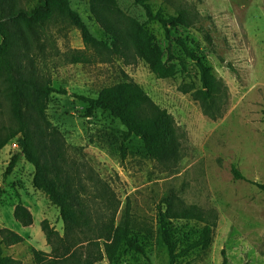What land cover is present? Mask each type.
<instances>
[{
  "label": "rangeland",
  "instance_id": "374dc122",
  "mask_svg": "<svg viewBox=\"0 0 264 264\" xmlns=\"http://www.w3.org/2000/svg\"><path fill=\"white\" fill-rule=\"evenodd\" d=\"M36 1L0 4L4 16H9L10 10L30 9ZM147 1L166 14L181 10L187 24L170 27L166 38L164 27L146 22L134 0H69L91 33L107 42L105 56L86 49L79 30L66 18L53 20L33 35L42 76L47 74L55 87L95 96L103 87L132 80L173 121L174 138L161 137L158 159L151 160L141 142L132 138L122 161L118 145L123 127L118 120L102 111L86 117L83 102L51 95L48 119L65 139L70 165L63 166L61 182L73 170L81 176L98 223L109 227L112 221L116 226L128 220L135 229L151 230L148 256L128 252L120 264H165L168 256L157 220L167 202L177 209L195 206L205 215L215 213L210 248L190 253L181 264H223L224 257L229 264H264V189L253 183L264 185V0ZM93 10L105 19L106 29L94 20ZM155 45L163 60L168 52L174 57L175 69L167 75L151 65ZM75 56L82 61L75 62ZM203 70L220 81L218 109L212 117L203 112L191 90L201 88ZM15 151V142L0 151V231L7 228L23 240L2 244V254L21 264H35L34 249L50 251L42 221L60 235L63 223L58 208L32 185V164L21 157L4 176ZM232 167L245 179L236 180ZM17 204L30 211L31 225L22 226L14 218ZM174 224L188 244L205 223ZM95 264L110 263L104 258Z\"/></svg>",
  "mask_w": 264,
  "mask_h": 264
},
{
  "label": "trees",
  "instance_id": "16d2710c",
  "mask_svg": "<svg viewBox=\"0 0 264 264\" xmlns=\"http://www.w3.org/2000/svg\"><path fill=\"white\" fill-rule=\"evenodd\" d=\"M134 2L142 8L146 22H156L164 27L166 38H169L170 27L187 24L181 10L177 14H166L159 8L156 10L147 0ZM2 8L0 4V97L7 112L2 110L0 100V151L11 142L18 145V151L10 154L3 174H11L21 157L32 164V185L58 208L63 223V234L60 235L47 220L42 221L41 229L50 251L34 249L35 264H95L104 258L110 264H120L128 252L147 257L153 246L151 230L135 229L128 220L116 226L112 221L109 227L98 223L90 210L92 200L81 176L73 170L61 182L59 174L63 166H70L66 160L67 145L60 131L48 119L47 108L51 95H67L86 105V117L102 111L118 120L123 127L118 145L122 161L127 155L126 144L132 138L141 142L151 160L158 159L161 137L174 138L172 117L132 80L103 87L95 96H86L55 87L47 74L42 76L41 58L35 53L33 35L57 18L68 19L79 30L86 49L95 50L98 56H105L109 50L107 42L91 33L81 13L71 6L69 0H37L30 9L17 7L10 10L9 16H4ZM94 13L97 15L94 20L105 27V19ZM107 31L112 34L109 28ZM154 48L152 67L162 76L174 71L173 55L168 52L163 60V52L157 45ZM74 61L80 62L82 58L75 56ZM200 82L201 88L193 87L191 90L201 101L203 112L212 117L218 109L219 90L216 84H220V81L213 80L203 70ZM262 115L264 122V110ZM232 173L236 180L245 179L235 167H232ZM253 183L264 189V185ZM13 216L22 226H29L33 222L30 211L22 204L15 205ZM212 218H215V213L205 215L195 206L177 209L173 202H167L157 220L168 256L165 264H181L190 253L209 249L215 225L210 221ZM179 220H195L205 224L198 236L187 244L186 236L174 224ZM0 236V264H21L20 260L2 254V244H18L23 238L7 228L0 231ZM223 264H229L226 257Z\"/></svg>",
  "mask_w": 264,
  "mask_h": 264
}]
</instances>
